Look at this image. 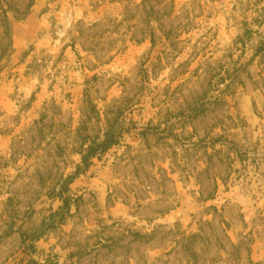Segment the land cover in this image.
I'll use <instances>...</instances> for the list:
<instances>
[{
  "label": "rangeland",
  "instance_id": "obj_1",
  "mask_svg": "<svg viewBox=\"0 0 264 264\" xmlns=\"http://www.w3.org/2000/svg\"><path fill=\"white\" fill-rule=\"evenodd\" d=\"M0 264H264V0H0Z\"/></svg>",
  "mask_w": 264,
  "mask_h": 264
},
{
  "label": "trees",
  "instance_id": "obj_2",
  "mask_svg": "<svg viewBox=\"0 0 264 264\" xmlns=\"http://www.w3.org/2000/svg\"><path fill=\"white\" fill-rule=\"evenodd\" d=\"M113 140H114L113 135H109V136L106 135L104 136V139L102 141L97 142V143L94 142L88 145V147L85 150L84 156H83V161H82L83 168L82 169L78 168L73 174V176H75V174L77 173L79 174V172L83 173L85 170H87L90 164V159L98 157V155H100L101 153L106 152L107 149L113 144ZM71 179L72 178L69 177L67 179V182H65V185L69 184ZM61 191L63 194V191H65V187H64V190H61ZM62 202H63V205H62L63 208L67 210L69 207L70 200L68 198L63 197ZM22 240H23V243L25 244L26 238L22 237Z\"/></svg>",
  "mask_w": 264,
  "mask_h": 264
}]
</instances>
